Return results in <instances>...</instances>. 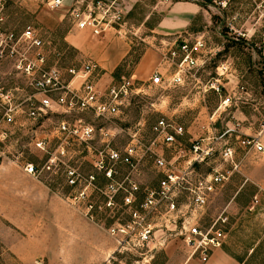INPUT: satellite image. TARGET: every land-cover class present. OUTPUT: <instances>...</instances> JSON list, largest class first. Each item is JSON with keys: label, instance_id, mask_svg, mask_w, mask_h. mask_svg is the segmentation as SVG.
<instances>
[{"label": "rangeland", "instance_id": "rangeland-1", "mask_svg": "<svg viewBox=\"0 0 264 264\" xmlns=\"http://www.w3.org/2000/svg\"><path fill=\"white\" fill-rule=\"evenodd\" d=\"M46 1L0 0L3 16L0 25L16 31L26 26L37 28L51 52L48 63L59 61L63 66H79L92 60L98 65V87L104 89L111 81L133 74L135 63L143 52L158 48L160 41L180 42L182 37L203 36L211 59L199 72V85L202 87L215 76L216 65L231 62L233 75L240 78L242 86L254 92L252 100L240 103V107L253 112L257 106L258 113L263 114L258 120L264 124V54L260 48L264 40L260 37L262 29L256 23L254 0H224L225 6L209 0H128L122 35L114 29L101 35L77 30L69 17L68 5L50 9ZM173 1L199 6L189 17L188 24L175 29L178 31L175 33L158 25L162 17L171 16L169 6ZM61 12L64 15L57 23ZM246 29L254 35H241ZM70 30L81 45L74 46L64 39ZM116 38L129 47V53L114 67L115 60L110 63L102 60ZM0 71L6 74L9 83L14 82L8 75L9 64H0ZM134 77L141 80L139 83L143 82V91L129 99L121 115L106 121L86 115L87 121L118 131L117 144L126 142L129 132L136 129L144 142L151 140L154 137L152 125L165 114L184 126L188 138L200 123L198 120H205L217 109L219 97L212 90H208L202 100L195 96V89L191 87L163 89L148 84L138 75ZM17 81L24 84V80ZM225 118L227 114H221L217 127L222 126ZM53 128V123L49 122L37 128L27 122L24 126L9 125L0 119V264H264V191L246 181L242 171L234 173L215 189L205 216L206 223L213 217H226L222 223L226 239L217 250L225 254H211L206 259L191 255L177 237L169 239L164 247L146 258L119 253L107 232L119 212L99 209L103 199L99 188L104 181L91 164L92 151L85 144L69 141L64 144V153L58 155L56 164L50 165L47 159L58 148V141L51 132ZM42 136L51 139L49 153L38 150L33 144L35 137ZM99 144L97 135L91 146ZM241 151L238 150L240 157ZM27 162L34 165L36 175L23 170ZM260 166L264 167V161ZM68 167L77 168L84 175H97L90 192L81 195L79 184L67 183ZM194 169L203 175L208 166L197 164ZM117 171L119 177L128 173L124 166ZM139 173V181L146 184H154L158 178L146 158L140 162ZM254 195L258 198L256 203Z\"/></svg>", "mask_w": 264, "mask_h": 264}, {"label": "built area", "instance_id": "built-area-1", "mask_svg": "<svg viewBox=\"0 0 264 264\" xmlns=\"http://www.w3.org/2000/svg\"><path fill=\"white\" fill-rule=\"evenodd\" d=\"M209 1L226 4L224 0ZM254 1L256 23L262 29L260 37L264 40V0ZM127 2L71 0L68 13L77 30L101 35L114 29L122 35L129 9ZM64 3L65 0L46 1L50 9L62 7ZM2 20L0 12V23ZM158 48L165 71H153L148 84L163 89L199 86L202 92L212 90L219 97L218 109L224 110L231 103V94L221 82L232 73L231 62L216 65L215 76L202 87L199 85V72L211 59L203 36L182 38L180 42L162 40ZM260 48L264 54V44ZM50 53L37 28L26 26L16 31L0 25V64H9L8 75L14 80L9 83L6 74L0 71L1 121L19 126L27 122L37 128L53 123L51 132L58 141V148L47 159L50 165L56 164L58 155L64 153V144L69 141L85 144L92 151L91 164L104 181L99 188L103 195L99 209L119 212L107 229L119 253L146 258L173 237L182 240L191 255L203 259L221 248L226 239L222 227L226 217H213L205 222L211 195L234 173L241 171L239 149L264 156L260 133L244 134L238 121L216 133L212 114L208 122L201 125L203 135L186 138L184 126L163 115L151 127L154 134L151 140L144 142L136 129L129 132L126 142L117 144L118 131L97 126L87 121L86 115L97 121L117 118L129 99L142 93L143 82L139 83L141 80L131 74L101 89L96 62L88 60L79 66H63L59 61L48 63ZM17 80H24V84ZM97 135L100 144L92 147ZM50 141L47 136L35 137L33 144L38 150L49 153ZM145 158L158 175L154 184L138 179L139 165ZM197 164L207 165V172L196 173L194 166ZM120 166L128 169L122 177L117 171ZM23 170L33 176L37 172L30 162L23 165ZM65 178L70 185L79 184L80 194L86 195L97 175H84L77 168L68 167ZM253 202H258L257 195L253 196Z\"/></svg>", "mask_w": 264, "mask_h": 264}, {"label": "crops", "instance_id": "crops-1", "mask_svg": "<svg viewBox=\"0 0 264 264\" xmlns=\"http://www.w3.org/2000/svg\"><path fill=\"white\" fill-rule=\"evenodd\" d=\"M70 1L71 0H69V2L65 1L64 5L67 6ZM198 7L199 6L195 3H183L180 1H173L169 6L171 16L162 17L158 25L163 30L170 31L183 28L188 24V20L190 19L189 17L193 16L196 13ZM63 15V12L58 14L57 23L61 21ZM72 30H70L67 35H64V39H68V41L74 46L81 45L79 44L76 38L77 35L72 33ZM175 32L178 31H174V33ZM167 33L173 32H165V34ZM244 33L246 35H249L250 37L254 35V32L249 31V29H246V32ZM128 53L129 47L124 46L123 42L120 39L116 38L114 39V46L108 47L106 49V53L103 56L102 61L104 63H110L111 60H115V65L113 66L116 67L127 56ZM99 66L103 68L100 64ZM155 70H160L163 73L165 71L164 63L161 60V53L159 51V48H148L143 52L137 63H135L133 74L138 75L140 79L149 82V78L152 72ZM233 74L234 73L232 71V73L225 78L226 80H221V82L225 86V89H227V92L231 94L232 101L227 107H225L224 110L223 108L218 109L217 105V109H215L214 113L212 112L214 114L213 119H215L213 129L216 133H218L221 132L224 128H226V126H232L235 121H238L240 124V130L244 134L256 135L257 133H260V140L264 144V124L260 120H258L259 116H263V114L261 112L258 113L259 110L257 106H254L255 104H253V112L248 111L245 108L240 107L239 105L240 103L244 104L245 102L252 100L251 95H254V92L247 89L246 86H242L243 84L240 78ZM176 89L185 90V88ZM191 89H195V96H198L202 100H204L206 92L208 91L207 90L206 92H202L199 86H193L191 87ZM212 113L208 114L205 120H198V123H200L198 124L196 130L190 133V136L203 135L204 131L201 128V125L206 124L208 122L207 120L210 115H212ZM223 113L227 114V118L223 120V124L219 128L217 127V122L219 121V119L221 118V114ZM165 115L167 116V114ZM241 158V171L245 176V180L254 183L264 191V167L260 166V162L264 161V156H260L253 151H249L247 153L241 151ZM217 250L218 249H216L212 254H225L223 251L219 252Z\"/></svg>", "mask_w": 264, "mask_h": 264}]
</instances>
